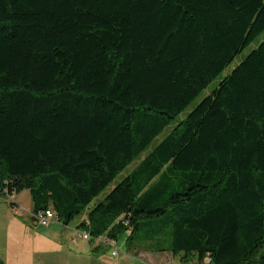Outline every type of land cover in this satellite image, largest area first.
Instances as JSON below:
<instances>
[{"label":"trees","instance_id":"obj_1","mask_svg":"<svg viewBox=\"0 0 264 264\" xmlns=\"http://www.w3.org/2000/svg\"><path fill=\"white\" fill-rule=\"evenodd\" d=\"M262 34L264 0H0V194L129 253L264 264V39L178 120Z\"/></svg>","mask_w":264,"mask_h":264},{"label":"rangeland","instance_id":"obj_2","mask_svg":"<svg viewBox=\"0 0 264 264\" xmlns=\"http://www.w3.org/2000/svg\"><path fill=\"white\" fill-rule=\"evenodd\" d=\"M264 39V34L254 40L248 47H246L241 53H239L234 61L224 70V72L214 81L204 92L184 111L178 120H181L187 116V114L213 89H215L219 81L231 73V71ZM161 135L156 144L165 137V134ZM143 158V157H142ZM139 161L133 163L128 169L120 173L113 183L96 198L88 208L93 207L96 203L102 201L106 195L130 172L132 171ZM33 202L29 190H23L19 193H15L13 196L0 194V258L5 264H79L77 255L75 253V247L80 242H86V248L92 245H101L100 259L104 264H154L151 259L137 258L136 256L142 252H154L146 249H134V252L129 253L125 246V236L118 240L115 246H111L107 243L98 242L96 240H81L77 239V243H71V239L75 237L70 227L74 228L79 224L81 219L85 216H79L70 223V227L65 228L62 224L53 222L48 226H42L40 224L35 225L33 223L32 213ZM35 217V216H34ZM59 235L67 248L64 251H56L55 244L49 242L47 239L53 235ZM89 241V242H88ZM84 247V248H85ZM118 247V248H117ZM60 249V248H58ZM118 250V257L112 255V251ZM70 252H69V251ZM66 251V252H65ZM135 251L139 252L138 254ZM160 253V252H159ZM153 253V254H159ZM163 256L169 255V253L163 252ZM160 256V254H159ZM160 256L158 258V264H168L167 258ZM197 258H192L189 264H196ZM171 264H183L181 259H177Z\"/></svg>","mask_w":264,"mask_h":264},{"label":"crops","instance_id":"obj_3","mask_svg":"<svg viewBox=\"0 0 264 264\" xmlns=\"http://www.w3.org/2000/svg\"><path fill=\"white\" fill-rule=\"evenodd\" d=\"M85 218H86V216H84L80 221L84 220ZM63 226L65 228H68L69 229L70 224L69 225H63ZM77 229H78V224L74 228H71L70 227V229H69L70 231H72L73 235H75V237L71 239V243H77L76 242L77 239H78V237L76 235ZM47 240L49 242L55 244L54 247H55L56 251H59V252L62 251L63 252L64 251V248L67 250V248H66V246L64 244L63 239L58 234L57 235L55 234L52 237H49ZM98 242L105 243L103 241H98ZM116 242L118 243V241H116ZM85 243L86 242H83V241L80 242L79 244H77V247H75V252H71V253H75L77 255V259L79 261V264H104L103 261L100 259L101 250L99 249V247L101 245L96 244V245L90 246L89 248H86L85 246H83V245H85ZM58 248H60V249H58ZM153 253L154 252H142V253H139V255H137L136 257L137 258H144V259H147V260L148 259H151V262H153L154 264H158L159 263L158 262V258H162L160 256H163L162 255L163 252H160V253L159 252H155V253H159L160 256H159V254H153ZM166 253H169V255H166V256H163V257H166L167 258L166 260H167L168 264L174 263L177 259H181V256H174L171 252H166ZM113 256L118 257V254L117 255H113ZM77 264H78V262H77ZM160 264H162V263H160Z\"/></svg>","mask_w":264,"mask_h":264},{"label":"built area","instance_id":"obj_4","mask_svg":"<svg viewBox=\"0 0 264 264\" xmlns=\"http://www.w3.org/2000/svg\"><path fill=\"white\" fill-rule=\"evenodd\" d=\"M34 216L38 220V224H40L42 226H48V225H50L53 222L61 223L59 221L57 215L55 214V212L53 210H51V209H46V210L39 211L37 214H34ZM76 235L81 240H90L92 238L88 231L81 230V229H77ZM96 240L97 241H103V242H105L107 244L109 243L111 246H115V247H116V243H117L115 240H110L106 236H102L100 238H97ZM112 254L113 255H117L118 254V250L117 249L113 250ZM183 264H189V263H183ZM204 264H208V257L205 258Z\"/></svg>","mask_w":264,"mask_h":264},{"label":"water","instance_id":"obj_5","mask_svg":"<svg viewBox=\"0 0 264 264\" xmlns=\"http://www.w3.org/2000/svg\"><path fill=\"white\" fill-rule=\"evenodd\" d=\"M32 220H33V223H34L35 225L38 224V220L36 219V217L33 216V219H32Z\"/></svg>","mask_w":264,"mask_h":264}]
</instances>
